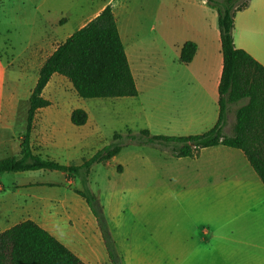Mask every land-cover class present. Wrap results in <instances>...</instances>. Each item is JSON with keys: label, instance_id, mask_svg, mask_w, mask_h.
<instances>
[{"label": "crops", "instance_id": "0c3cea01", "mask_svg": "<svg viewBox=\"0 0 264 264\" xmlns=\"http://www.w3.org/2000/svg\"><path fill=\"white\" fill-rule=\"evenodd\" d=\"M93 4L89 3V7ZM132 4L150 8L154 1L101 0L89 9L88 17L84 18L82 14L74 17L68 13L61 19L53 20L39 31L38 34H42L40 42L25 51L24 64L34 66L40 72L58 46L72 35L61 39L65 34L61 26L78 22L79 30L110 6L139 91L137 97L116 99H127L128 110L119 113L127 112L131 116L137 113L136 108L139 109L146 117L145 129L152 135L189 137L211 130L219 119V86L223 73L217 11L204 0H161L160 6L166 8L163 16L165 33H156L154 25L148 28L147 33H140L131 22ZM152 14L150 9L146 11L148 20L154 19ZM189 41L197 45V52L192 62L185 64L180 61V53ZM234 41L237 48L245 50L264 66V0H251L246 9L237 13ZM55 75L46 88L51 82L60 80ZM46 88L43 97L48 100ZM161 101L167 103V112L163 116L157 114L159 122L155 120L153 123L150 117L156 118L153 112L158 113L162 109ZM134 104L137 105L135 109ZM51 106L52 102L35 114L30 139L34 155L58 162L61 150L72 158L78 152L89 150L93 143H101V123L96 111H91L93 114L84 109L88 113V122L77 127L68 121L69 118L71 121L73 110L68 114L58 113L50 110ZM18 107L13 105L0 111V160L21 157L28 113L22 114ZM65 129L71 132L70 137L65 136ZM128 131L139 132L127 127L121 133L127 134ZM130 146L133 144L125 146L110 161L117 160ZM208 150L214 154L225 152L231 159L204 161L202 156ZM171 157L172 161L164 162L163 166L171 164L174 168H160L156 174L155 170H147L146 175L142 169L143 174L136 172V180L147 181L145 176H151L152 172L156 179L195 174L194 179L212 185L205 193V208L187 213V222L178 225L168 216L169 212L164 213L162 254L160 259H153L154 262L264 264V184L245 154L239 149L220 145L202 149L193 157L176 158L172 154ZM130 160L122 159L117 163L118 167H123L119 173L128 172L132 163ZM72 164L71 161L67 163ZM132 168L134 172V164ZM4 176L12 177L13 181L5 183ZM220 176L223 177L222 182H219ZM224 183L227 187L222 190ZM75 189H79L76 179H68L60 171L2 173L0 233L22 221L33 220L86 264H112L97 220ZM104 211L112 237L120 242L122 248L126 244L121 246V215L114 217L105 208ZM148 235L153 239L151 243L156 251L159 235L150 227ZM119 255L122 258V253L119 252Z\"/></svg>", "mask_w": 264, "mask_h": 264}, {"label": "trees", "instance_id": "16d2710c", "mask_svg": "<svg viewBox=\"0 0 264 264\" xmlns=\"http://www.w3.org/2000/svg\"><path fill=\"white\" fill-rule=\"evenodd\" d=\"M218 13L221 34L223 73L219 86V119L211 130L194 136L152 135L149 130L127 134L116 132L114 141L80 165H62L33 154L31 133L35 114L51 102L43 92L53 75L65 77L77 95L84 99H120L137 97L133 77L117 22L110 6L72 34L46 60L29 98L27 130L22 139L21 157L0 160V173L55 170L68 179L78 177L82 188L75 189L90 207L105 241L112 264H123L110 231L104 207L89 187L95 164L106 163L129 144H144L168 149L176 158L193 157L202 149L226 146L241 150L264 184V66L234 41L235 17L251 0H204ZM197 52L194 42L182 47L180 61L191 63ZM236 111L233 134L224 133L231 105ZM71 122L81 127L88 113L77 108ZM0 264H86L64 244L33 220L22 221L0 233Z\"/></svg>", "mask_w": 264, "mask_h": 264}, {"label": "rangeland", "instance_id": "374dc122", "mask_svg": "<svg viewBox=\"0 0 264 264\" xmlns=\"http://www.w3.org/2000/svg\"><path fill=\"white\" fill-rule=\"evenodd\" d=\"M99 1L101 0H0V111L15 105L19 106L18 109L22 114L28 113L29 98L37 83L39 70L32 65L24 64L23 60L25 51L40 42L42 34L38 33L41 28L50 25L53 20L67 16L68 13L74 17L81 16V14L84 18L88 17L91 11L89 9ZM153 1L154 5L150 8L138 7L136 4L131 6V22L140 33H147L151 25L155 26L156 33H165L166 31L163 21L166 8L160 6L161 0ZM92 2H94L93 6L89 7V3ZM131 2L137 3V1ZM148 9L153 12L154 19L148 20L146 16ZM60 28L65 33L61 36V39H64L67 35L74 34L78 30L79 24L72 21ZM55 76L59 77L60 80L51 82L46 88L45 96L52 102L50 110L65 114L77 108L87 109L90 113H93L91 111L94 110L97 112L98 121L101 123V128L99 127L101 129L99 135L101 143H93L89 150L78 152L72 158H68L61 150L57 156L60 164L67 165L69 161L73 165L82 164L95 155L100 148L110 145L114 141L116 132L126 131L127 127L137 131L145 129L146 117L136 108V103L134 109L136 108L137 113L129 116L127 112L124 113L128 110L126 107L127 99H124L125 101L84 99L77 95L72 84L65 77ZM165 103L161 101L162 109L158 113L153 112L156 117H150L153 123L158 120V115L163 116L167 112V103ZM240 105H231L228 110L227 124L224 128V133L228 136L233 134L236 111ZM121 110L124 112L119 113ZM68 121L72 124L70 118ZM64 132L65 136H71L70 131L65 129ZM202 157L204 161L208 159L221 161L231 159V156L225 152L214 154L210 150L206 151ZM122 159H132L130 160L132 161L131 166L125 174L119 173L123 171V167L117 166V163ZM170 161H172V157L168 149L133 144V146L126 148L117 160L95 164L92 168L89 177L91 191L99 197L110 215L113 214L115 217L119 214L123 220V225L120 227L122 234L120 240L121 246L122 243L126 245L121 248L120 242H117L115 237H113V241L115 248L119 250L118 253H122L124 264H158L153 259H160L162 254L164 213L169 212L168 216L179 225V223L188 221L186 219L187 213L205 208V193L212 184L194 179L196 178L195 174L181 178L165 176L163 179L158 177L156 179V175L152 172L151 176H145L148 178L147 181L136 180V172L143 174L142 169L146 175L147 170H155L156 174L160 168L164 169L168 166L169 169L174 168L175 166H171V164L166 167L163 166L164 162ZM222 178L220 176L219 182ZM75 179L76 186L81 189L80 179L78 177ZM3 181L10 183L13 178L4 176ZM226 187L227 184L224 183L222 190ZM220 205L222 206V204ZM149 227L159 235L156 251L151 243L153 239L149 238L148 235ZM138 240L140 241L137 243Z\"/></svg>", "mask_w": 264, "mask_h": 264}]
</instances>
